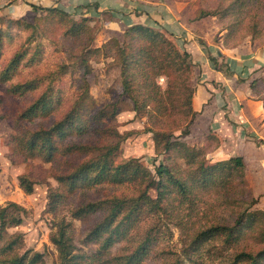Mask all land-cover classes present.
<instances>
[{
    "label": "rangeland",
    "instance_id": "1",
    "mask_svg": "<svg viewBox=\"0 0 264 264\" xmlns=\"http://www.w3.org/2000/svg\"><path fill=\"white\" fill-rule=\"evenodd\" d=\"M108 1L118 2V0ZM122 1L120 0V2ZM126 1L129 3L137 0H124V2ZM159 1L161 2L160 6L151 5ZM221 2L227 5L229 1L151 0L148 3V9L138 8L133 11L136 14L141 11V14L147 17L151 14H163L162 12L169 6L170 8L166 11H175L179 8V12L184 16L183 19L194 23L192 19L194 16L196 17L198 8L203 7V9L217 12L220 10L219 4ZM95 3H99V1L0 0V18L22 20L35 24L36 18L44 16L45 12L42 10L33 11L30 4L40 8H58L66 12L71 20L76 22L80 21L82 16L94 17L90 26L96 34L92 31L89 34L88 42L93 40V43L88 50L89 53H87L91 73L86 77V80L96 106L104 107L118 101L122 109V112L112 122L104 119L102 123L104 126L112 124L113 129L122 136L120 150L114 159L115 163L125 164L128 160L136 158L144 167L154 172L155 166L164 157L157 156L156 139L150 130L173 133L176 140L201 151L206 148L209 134L214 132L219 136L221 142L220 146L206 157L207 162L214 164L232 157H242L246 164V183L241 191L244 192L245 196L243 198L240 194L237 195L240 191H236L234 196H237V200L242 201L243 199L247 203L257 199L258 204L254 209L264 212V105L262 101L264 93L251 95L248 93L247 87V83L251 80L264 78V11H254L259 18L255 33L251 27L243 23H252L254 19L243 18L241 19L242 23L237 24V16L232 14L222 18L221 21L218 17H212V19L200 20L197 22L199 24L196 23L195 30H193L196 33L194 35L196 41L205 46V50L207 49L209 54H214L215 57L219 56L216 44L223 49H232L230 46L235 45L233 48L250 47L253 53L257 50L261 51L258 55L260 60H241L237 61L236 65H232L235 68L233 72L235 76L233 75V77L228 76L231 75L228 73L230 69L225 67L224 73L227 77L224 80L219 77L215 78L214 72L208 74L207 71L210 67L211 71H216L211 61V66L202 67L200 60H191L193 73L190 75V80L196 88L194 102L197 115L194 123L188 127L183 118L186 109L179 108L152 120L148 116H137L133 110V103L121 97V68L116 63V55L107 45L112 38L116 37L121 40L124 29L131 25L133 20L128 19L130 15L122 13L123 11L115 12L112 9L108 10L112 11V14L107 12L104 17L94 7L90 9L91 5ZM57 23V21H46L44 30L39 31L36 35V41L31 44V47H34L35 44L43 46V59L34 65H21L18 74L11 82L0 84V210L6 208L8 214L20 216L23 219L21 225L6 229L3 232V237L7 240L14 235H22L26 250L44 254L41 264H61L59 253L50 237L55 232V224L65 220L67 223L73 224L76 244L82 249L80 254H85L81 264H92L94 260L90 257L97 247L92 245L83 248L80 244V235L86 225L84 222L72 219L70 214L72 208L80 205V203L97 201L113 194L131 200L133 198L132 188L129 186L119 188L105 186L79 193L59 204L55 213L50 212L51 195L60 190L54 175L61 174L66 170L63 159L62 162L54 164L44 163L41 159L15 164L9 159L11 149L6 143L7 135L14 133L12 124L18 114L31 104L40 93L39 90L23 96H12L8 93V88L12 84L25 82L39 76L44 79L47 85L51 84L55 90L62 89L65 107L57 116L53 117L54 120L67 112L83 91V71L79 65L80 60H78L81 53L79 41L64 36V29L69 27L68 24L62 23L60 25ZM1 29L10 34L5 42L4 55L1 60L2 69L19 49L28 46L27 40L31 34L27 30L20 29L19 26L8 27L0 21ZM253 34L254 37H252ZM176 43L180 50H184L183 47L179 46L177 39ZM207 51L205 52L206 55ZM222 59L226 63L225 55ZM63 66L68 67L65 74L62 70ZM184 77L183 72L175 75L179 82ZM246 80L248 82H245ZM169 81L167 76L159 79V84L163 90L168 87ZM241 94L244 96L242 97ZM237 95L240 96L241 102L237 101ZM40 121V119L35 120V122ZM28 125L32 126V124ZM187 129L190 131L189 135L183 133ZM105 138L112 141L108 135ZM84 142L86 144L99 143L101 140L95 136H90L84 138ZM179 162L184 169L187 168L182 160ZM21 177H27L34 184L31 193L25 191L20 185ZM201 189L203 188L197 190L195 197L190 201H184L181 198L175 199L174 203L168 205L166 212L160 210L143 212L140 231L135 238H142L152 228L157 233L154 249L144 264H178V262L179 264H233L236 254L258 248L256 241L263 239L261 235L263 227H259V225L236 246L227 245L222 237H217L199 246L197 250L190 248L198 232L217 223L222 218H229L234 210L232 207L235 206L236 208V203L229 202L228 198L232 197L233 191L230 194L215 191L213 194L205 196L206 199L203 200L202 197L205 192ZM155 195L153 190L150 191V198H155ZM247 203H245L246 207L248 206ZM16 205L26 212L18 209ZM88 222L91 221L88 220ZM127 246L126 242L118 244L110 250V254H121Z\"/></svg>",
    "mask_w": 264,
    "mask_h": 264
},
{
    "label": "trees",
    "instance_id": "2",
    "mask_svg": "<svg viewBox=\"0 0 264 264\" xmlns=\"http://www.w3.org/2000/svg\"><path fill=\"white\" fill-rule=\"evenodd\" d=\"M228 1L227 5L221 2L217 12L198 8L194 21L209 17H218L221 21L232 14L237 16V24H241L243 18L254 19L252 23H243L251 27L253 33L257 32L259 18L254 11H264V0ZM30 6L35 12H45L44 16L36 18L35 24L0 18L8 27L16 25L31 34L27 40L28 46L19 49L1 69L5 42L10 34L0 30V84L11 82L21 65H34L43 59V46L35 44L31 47V44L36 41L39 31L44 30L45 22L50 20L57 21L60 25L68 24L67 29L63 28L64 36L79 41L81 53L78 60L83 71V91L68 111L54 120L53 117L65 107L62 89L55 90L39 76L12 84L8 88V93L12 96H23L39 90L40 93L18 114L12 124L14 133L6 137V143L11 149L9 159L15 164L33 159L54 164L62 162L63 159L65 172L54 175L60 190L51 195L49 211L53 213L59 204L93 189L129 186L133 191L131 200L113 194L97 201L80 203L72 208V219L86 225L80 235V244L83 248L92 245L97 247L90 257L94 260L92 264H144L154 249L157 233L152 228L142 238H135L140 231L143 212H166L168 205L174 203L175 199L192 200L199 188H203L201 190L205 192L203 200L215 191L227 194L233 191L232 197L228 198L229 202L236 203V208L232 207L234 210L229 218H222L198 232L190 248L197 250L199 246L217 237H222L227 245L236 246L259 225L263 227V239L256 241L258 248L236 254L233 264H264V212L254 209L258 204L257 199L247 203L243 199V202L237 200V196H234L236 191H240L237 195L240 194L243 198L245 196L241 191L246 183L244 159L232 157L209 164L206 157L216 150L221 142L214 132L209 134L206 148L201 151L176 140L173 133L150 130L156 139L157 156L164 157L155 166V171L144 167L136 158L128 160L125 164H116L114 159L120 150L122 136L113 129L112 124L104 126L102 123L104 119L112 122L122 109L118 101L104 107L96 106L86 80L91 73L87 53L93 43V40L88 42L89 34L91 31L95 33L90 26L94 17L82 16L80 21L76 22L58 8H40L34 4ZM94 7L99 9L97 3ZM101 13L104 17L107 14ZM176 39L175 35L166 29L138 24L128 27L121 40L116 37L109 40L107 46L116 55V63L121 68V97L133 103L137 116H148L153 120L182 108L186 109L183 114L186 126L191 127L197 115L194 109L196 88L190 80L193 64L190 54L180 50ZM234 46L231 45L230 48ZM210 61L217 71L228 67L225 63L219 64L218 59L212 56ZM67 68L62 67L64 74ZM181 72L185 77L179 82L175 75ZM163 76L170 80L165 90L159 84V79ZM250 89L254 94L264 93V78L253 80ZM262 101L264 105V97ZM37 119L41 121L35 122ZM183 133L189 135L190 131L187 129ZM106 135L110 136L112 141H108ZM90 136L100 138L101 142L86 144L84 138ZM179 160H182L187 168L184 169ZM20 185L29 193L33 191L34 184L27 177L20 178ZM152 190L156 194L155 198L149 197ZM245 203L248 204L247 207ZM16 207L26 212L23 208L17 205ZM22 222V217L8 214L6 208L0 210V264L42 263L44 254L26 250L22 235H14L7 240L3 237L6 229L17 227ZM54 231L50 239L59 253L61 264H81L85 254H80L82 249L76 244L73 224L63 220L55 224ZM125 242L128 246L123 253L110 254L114 246Z\"/></svg>",
    "mask_w": 264,
    "mask_h": 264
},
{
    "label": "crops",
    "instance_id": "3",
    "mask_svg": "<svg viewBox=\"0 0 264 264\" xmlns=\"http://www.w3.org/2000/svg\"><path fill=\"white\" fill-rule=\"evenodd\" d=\"M98 1H99L100 5H99V3H97V4L100 7L97 11L99 13L110 12L112 14V11H108V10L112 9L115 12L123 11L122 13L130 15V17L128 19L133 20V23L131 25L127 26L124 29V31L132 25L142 24L145 26H150V27H155V28H163V29H166L167 31H169L170 33L174 34L175 37L177 38V42H178L179 46L183 47V49L190 54L191 60H200V63H202V67L211 66L210 65V57L211 56L214 58H217L218 61L222 60V62H219V64L225 63L222 59L223 56L225 55L226 59H224V60H227L225 64L229 65L227 67V69L229 68L230 73H231V75H228V76L233 77V75H234L233 72L235 71V68L232 65H236L237 61L260 60V57L258 55H259L261 50H257V52L253 53V50L250 47H242V48L240 47V48H232V49H225L224 48L223 49L222 47H220L219 45L216 44V47H218L217 54L219 56L215 57L214 54H209L207 49L205 50V46L198 44V42L196 41V39L194 37V35H196V33L193 32V30H195L196 23L200 22V21H194L195 16L192 19V21L194 23L188 22V20L185 21L183 19L184 18L183 14H181V12H179V8L175 9V11L174 10L166 11L167 9L170 8L169 6H167L168 8L166 7V10L162 12L163 14H151L150 16L144 17L141 14V11H138L139 13L136 14V13H134L133 10L138 9V8L148 9V3L151 0H149V1L148 0H137L138 2L135 1V2H129V3L127 1L124 2V0L122 2H120V0H118V2H113V3L111 1H108V0H98ZM151 5H159L160 6L161 2L159 1V2H156V4H151ZM175 5H177V4H175ZM92 7H94V5H91L90 9H92ZM137 15H139V17H137ZM208 19H212V17L203 19L201 21L208 20ZM197 24H199V23H197ZM124 31H123V33H124ZM209 45H210V43H209ZM242 50H244V51L242 52ZM206 51H207V55L205 54ZM244 56H246V57H244ZM207 72H208V74H211L214 72L213 75L215 76V78L219 77L222 80L226 79V77H227V75L224 73L225 72L224 69L222 71H217V70L211 71V67H210L209 71H207ZM233 81H234V79H233ZM252 81L253 80L248 82L246 80L245 82H248L247 83L248 84L247 85L248 93H250L251 95H254V93L250 89V83ZM230 83L232 84L233 82H230ZM232 93H234V91H232ZM241 96L243 97L244 94H241ZM236 99H237V101H240V102L242 101L240 96H238V95L236 96ZM194 101H195V97H194ZM194 109H195V102H194Z\"/></svg>",
    "mask_w": 264,
    "mask_h": 264
}]
</instances>
